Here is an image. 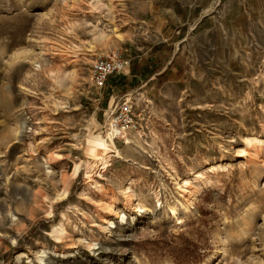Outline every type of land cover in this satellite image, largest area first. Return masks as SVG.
<instances>
[{
	"label": "rangeland",
	"instance_id": "obj_1",
	"mask_svg": "<svg viewBox=\"0 0 264 264\" xmlns=\"http://www.w3.org/2000/svg\"><path fill=\"white\" fill-rule=\"evenodd\" d=\"M244 4L0 0V264H264V17ZM114 48L129 66L96 89ZM129 92L144 131L92 156Z\"/></svg>",
	"mask_w": 264,
	"mask_h": 264
},
{
	"label": "built area",
	"instance_id": "obj_2",
	"mask_svg": "<svg viewBox=\"0 0 264 264\" xmlns=\"http://www.w3.org/2000/svg\"><path fill=\"white\" fill-rule=\"evenodd\" d=\"M128 66L129 59L120 49L101 51L95 55L89 69L91 83L96 89H102L114 76L124 73L123 70ZM140 112L132 93L113 97L111 103L103 110V133L112 135L115 141L127 144L132 133L144 131Z\"/></svg>",
	"mask_w": 264,
	"mask_h": 264
},
{
	"label": "bare ground",
	"instance_id": "obj_3",
	"mask_svg": "<svg viewBox=\"0 0 264 264\" xmlns=\"http://www.w3.org/2000/svg\"><path fill=\"white\" fill-rule=\"evenodd\" d=\"M102 44L106 46L107 45V41H105V40L102 41ZM90 51H92V50H90ZM138 99L140 100V98H138ZM92 122H93V119H90L89 123L85 126V129L87 131H89L90 133H92V128H93V127H91V126H93V123ZM73 137H74L75 140H77V136L76 135H73ZM253 140H254V137L253 138H249V139H247V143H252ZM258 141H259V144H264V140H258ZM129 142H131V141L128 139L127 140V144H129V145H127V147L134 146V145H132V143H129ZM88 145H89V150H90L92 156H106V154H108V153H114L113 156H115L117 158H123V156L120 153H118L117 147H116V142L114 141V139L112 138V135H110V134H107L106 133L102 139L96 140V141L93 140V141L89 142ZM149 147L151 148L150 145H149ZM108 155H110V154H108ZM59 157H60V155H59ZM78 170H79V164L78 163H74V166L72 168V172H71L70 176L71 177H75L77 175V173H78ZM196 176H198V175L196 174ZM199 176H200V174H199ZM180 182L181 183H179L180 185H179L178 188L181 187L180 188L181 191L183 193H185V192L187 193V196L188 197L185 198V200L188 201V202H191L192 199H193V197H194V191L188 190L187 187L190 186V188H191L193 182H190L188 179H183V178H182V180ZM66 194H67V187H66V185H64V187L62 188V190L56 194L55 198L56 199H61L62 197H65ZM126 201H127V203H131V201H132V195L131 194H127L126 195ZM139 207L141 208L140 204H139ZM171 211H172V213L175 214V208H172ZM62 253H64V252H62ZM21 256L22 255L19 254L17 256V258L18 257H21ZM38 259H41V256H38Z\"/></svg>",
	"mask_w": 264,
	"mask_h": 264
},
{
	"label": "crops",
	"instance_id": "obj_4",
	"mask_svg": "<svg viewBox=\"0 0 264 264\" xmlns=\"http://www.w3.org/2000/svg\"><path fill=\"white\" fill-rule=\"evenodd\" d=\"M252 3L249 4L248 0H245L244 13L248 15H252L254 17H264V0H250ZM212 0H195V6L198 8H203L209 6ZM181 7V4L179 5Z\"/></svg>",
	"mask_w": 264,
	"mask_h": 264
}]
</instances>
